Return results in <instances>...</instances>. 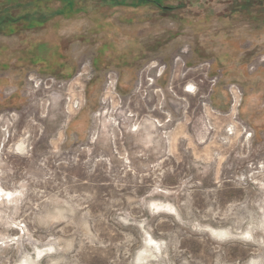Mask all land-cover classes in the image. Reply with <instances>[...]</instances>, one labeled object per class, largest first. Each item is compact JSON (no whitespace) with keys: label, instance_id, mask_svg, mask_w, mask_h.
I'll use <instances>...</instances> for the list:
<instances>
[{"label":"rangeland","instance_id":"rangeland-1","mask_svg":"<svg viewBox=\"0 0 264 264\" xmlns=\"http://www.w3.org/2000/svg\"><path fill=\"white\" fill-rule=\"evenodd\" d=\"M0 21V264H264V0Z\"/></svg>","mask_w":264,"mask_h":264},{"label":"built area","instance_id":"built-area-1","mask_svg":"<svg viewBox=\"0 0 264 264\" xmlns=\"http://www.w3.org/2000/svg\"><path fill=\"white\" fill-rule=\"evenodd\" d=\"M234 88H235V86L232 85V86H231V90H232L234 96L237 97V96H238V92L236 93V89H234ZM236 88H237V87H236Z\"/></svg>","mask_w":264,"mask_h":264},{"label":"flooded vegetation","instance_id":"flooded-vegetation-1","mask_svg":"<svg viewBox=\"0 0 264 264\" xmlns=\"http://www.w3.org/2000/svg\"><path fill=\"white\" fill-rule=\"evenodd\" d=\"M0 23H1V21H0Z\"/></svg>","mask_w":264,"mask_h":264},{"label":"bare ground","instance_id":"bare-ground-1","mask_svg":"<svg viewBox=\"0 0 264 264\" xmlns=\"http://www.w3.org/2000/svg\"><path fill=\"white\" fill-rule=\"evenodd\" d=\"M4 199V198H3Z\"/></svg>","mask_w":264,"mask_h":264}]
</instances>
